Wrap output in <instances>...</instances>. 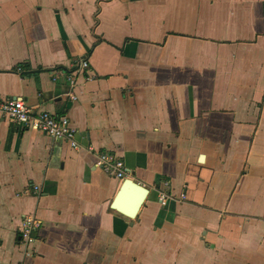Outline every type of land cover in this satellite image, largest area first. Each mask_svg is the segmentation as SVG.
<instances>
[{
  "label": "crops",
  "instance_id": "crops-1",
  "mask_svg": "<svg viewBox=\"0 0 264 264\" xmlns=\"http://www.w3.org/2000/svg\"><path fill=\"white\" fill-rule=\"evenodd\" d=\"M79 58L69 100L48 70ZM0 97L78 144L0 119V264H264V0H0ZM125 178L147 189L132 218L110 207Z\"/></svg>",
  "mask_w": 264,
  "mask_h": 264
},
{
  "label": "built area",
  "instance_id": "built-area-1",
  "mask_svg": "<svg viewBox=\"0 0 264 264\" xmlns=\"http://www.w3.org/2000/svg\"><path fill=\"white\" fill-rule=\"evenodd\" d=\"M88 69V62L85 58L77 59L73 68L64 71L61 68L54 67L48 70L50 80L55 82L59 79L66 81L70 88L68 94L69 100H75L76 96L73 92L76 83V73L84 74ZM20 68H17V71ZM87 78V77H85ZM0 119L21 126L25 129L42 133L54 140L64 141L71 148H77L76 141L77 131L70 125L67 115H55L45 111H32L25 104L21 97L1 98L0 97ZM88 150H92L88 146ZM93 166L104 171L109 176L122 179L125 176V167L121 158L114 152L108 150L95 151ZM162 187L157 193V202L163 205L170 197L167 191L168 182L162 180ZM28 193L38 195L37 186H28ZM183 198V195L181 196ZM41 228V221L32 215H23L20 218L19 227L15 232L16 242L19 246L27 248L38 239V232Z\"/></svg>",
  "mask_w": 264,
  "mask_h": 264
},
{
  "label": "water",
  "instance_id": "water-1",
  "mask_svg": "<svg viewBox=\"0 0 264 264\" xmlns=\"http://www.w3.org/2000/svg\"><path fill=\"white\" fill-rule=\"evenodd\" d=\"M146 194L147 189L145 187L130 178H125L121 182L110 207L132 218L141 206Z\"/></svg>",
  "mask_w": 264,
  "mask_h": 264
}]
</instances>
